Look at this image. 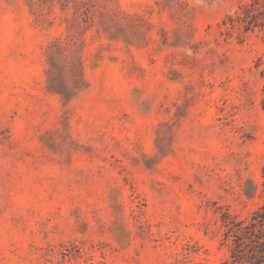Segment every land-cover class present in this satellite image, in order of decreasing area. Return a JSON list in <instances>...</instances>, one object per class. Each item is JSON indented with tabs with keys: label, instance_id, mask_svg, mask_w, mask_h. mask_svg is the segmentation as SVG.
<instances>
[{
	"label": "rangeland",
	"instance_id": "374dc122",
	"mask_svg": "<svg viewBox=\"0 0 264 264\" xmlns=\"http://www.w3.org/2000/svg\"><path fill=\"white\" fill-rule=\"evenodd\" d=\"M264 0H0V264H221L264 203Z\"/></svg>",
	"mask_w": 264,
	"mask_h": 264
},
{
	"label": "trees",
	"instance_id": "16d2710c",
	"mask_svg": "<svg viewBox=\"0 0 264 264\" xmlns=\"http://www.w3.org/2000/svg\"><path fill=\"white\" fill-rule=\"evenodd\" d=\"M262 108L264 110V98ZM261 173L264 193V162ZM223 227L222 243L228 247L229 257L221 264H264V203L249 219L227 218Z\"/></svg>",
	"mask_w": 264,
	"mask_h": 264
}]
</instances>
